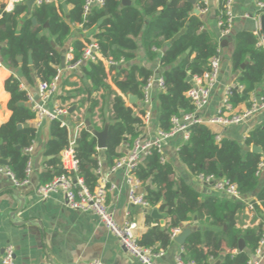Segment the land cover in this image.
I'll return each mask as SVG.
<instances>
[{
    "label": "trees",
    "instance_id": "obj_1",
    "mask_svg": "<svg viewBox=\"0 0 264 264\" xmlns=\"http://www.w3.org/2000/svg\"><path fill=\"white\" fill-rule=\"evenodd\" d=\"M65 2L71 7L67 15L61 4L53 0L35 4L30 12L23 3L16 4L10 12L1 8L0 60L18 68L22 79L30 86L35 84L36 78L49 81L60 68V50L66 46L72 25L96 29L93 38L100 56L84 60L77 70L89 83L84 90L90 102L88 112L98 104L91 97L93 93L102 90L112 96L106 148L98 149L96 138L84 126L72 138L67 126L61 125L59 120L50 121V138L44 150V155L50 158L45 162L47 170L42 174L41 183L49 182L62 173L70 174L62 166L60 153L73 140L74 156L78 162L74 175L82 178L85 186L92 191L98 180L95 170L100 157L102 166L111 167L124 155L118 150L120 145H131L141 135L143 126L140 115L144 110L136 113V104L128 105L111 89L106 81L108 72L105 62L122 63L119 75L113 78L114 85L125 96L132 94L141 100L142 86L153 70L133 63L138 40L148 59L157 58L156 50L162 47V42H168L158 58L164 91H160L156 98L159 105L158 126L168 132L173 116L194 110L185 94L192 86L187 77L200 76L208 69L209 59L216 53L218 43L202 29L201 16L193 12L198 2L134 0L133 4L121 5V0H103L102 5L93 4L87 13H84L86 0ZM216 15L219 16V11ZM21 16L23 19L19 23ZM32 18L36 19V24L32 23ZM234 37L230 66L232 73L236 74L237 86L231 88L228 102L232 107L241 103L249 107L253 92L259 89L260 95L264 96V50L256 47V36L252 30L237 31ZM89 42L88 38L72 41L69 46L72 58L68 64L82 58ZM29 52L31 65L28 63ZM17 56L22 57L21 62L17 61ZM20 83L21 79L13 75L4 83L5 90L10 94L7 106L11 116L0 126V160H7L5 167L17 182L25 178L28 155L24 150L32 144L36 130L28 124L34 114L26 102L25 91L20 89ZM90 122L95 130H102L106 124L104 120L98 126L91 118ZM18 123L28 126L18 128ZM216 135L207 124H193L188 139L176 151L179 161L188 175L226 178L236 185L242 195L255 193V197L248 200L253 204L255 214L260 216L264 211V184L260 186V176L256 175V171L264 155V118L242 142L224 136L217 140ZM252 144L260 146L262 153L252 152ZM160 158L161 153L152 148L134 170V175L143 184L149 207L159 205L169 224L148 228L138 243L155 251L163 250L172 243V229L178 228L180 223H190L196 217L205 228L187 237L182 245L184 260L211 264L212 259L223 255L219 264H246L251 255L238 250V241L243 239L253 254L261 237L262 224L244 230L238 228V214L245 203L214 192L202 196L188 180L189 176H176L174 164L171 161L161 162Z\"/></svg>",
    "mask_w": 264,
    "mask_h": 264
},
{
    "label": "crops",
    "instance_id": "obj_2",
    "mask_svg": "<svg viewBox=\"0 0 264 264\" xmlns=\"http://www.w3.org/2000/svg\"><path fill=\"white\" fill-rule=\"evenodd\" d=\"M53 1L61 4L65 0ZM133 1L130 0L131 4H133ZM220 1L209 0L207 12L196 14L202 18V29L209 33L212 39L220 46L222 60L219 82L212 91L210 101L196 114L201 119L210 118L218 113L222 104L223 89L226 86H237L236 74L232 73L230 66V57L235 45L234 36L237 31H250L253 29L257 12L256 3L258 0H235L233 5L235 21L232 33L226 38H220V29L217 26L216 15ZM23 2L24 0H0V10L4 8L6 12H10L16 4ZM196 2L198 0H195L194 3L197 4ZM70 8V5L67 4V12L63 11L64 14L67 15ZM22 19L23 16L20 17L19 23ZM43 33L47 34L46 31H43ZM95 33V28L82 29L79 24L72 25L66 46L60 50L64 59H67V52L73 40L76 38H80L81 40L88 38L91 41L94 40L93 35ZM167 46V41L162 42V47L156 50L158 57L148 59L140 40H138L136 57L133 63L151 69L153 70V74L159 75L161 68L158 58ZM70 55L72 56V54ZM0 62L1 126L11 116V111L7 106L10 94L4 88L5 81L13 74H16L21 79V83L32 94L37 96V86L40 80L36 78L35 84L30 86L22 79L18 68L8 66L1 60ZM105 66L108 72L107 83L114 92L130 105L128 103V95L125 96L113 83V78L119 75L118 72L122 63L109 66L105 62ZM115 67L117 68L114 69ZM61 69L57 92L49 99V103L64 106L68 110V114L64 116V119L68 122L71 137L74 138L78 134L81 123H85L86 119L90 120L91 118L92 122L98 126H101L104 120L108 123L107 120L111 114L109 103L112 98V96H109V92L101 90L93 93L91 97L97 100L98 104L92 111L88 112L90 102L87 100V94L84 91L89 86L88 81L79 70L70 71L65 67ZM158 93V88L154 87L150 120L141 127L142 136L154 137L159 128V105L156 99ZM100 94L104 95L103 103L98 98ZM258 95H260L259 89L251 94L250 102ZM134 104H136L134 111L138 113L143 107L142 102L137 98ZM71 108L72 111L69 112ZM246 108V103H241L237 107H232V112L239 113ZM263 118L264 109L247 117L237 125L226 127L208 126L213 132L220 134L221 137L224 136L242 142L252 129L261 124ZM28 124L34 126L33 119ZM49 138V123H44L36 128L30 154L31 172L27 183L16 185L10 175L4 171H0V264L4 247L7 245H12L14 249V264H87L89 261L95 259L101 260L104 264H141L126 252L118 239L99 222L97 216L89 212H81L66 207L61 192L53 193L45 199L40 198L36 194V188L43 182L42 174L47 170L45 162L50 158V156L46 157L44 155L45 145ZM181 143L183 142L180 135L166 140L163 145V154L166 161H171L174 164L176 176H189L188 180L192 182L193 186L202 196H205L212 192L210 188L203 182L196 180L195 176L188 175L186 168L177 157L176 151ZM118 150L125 154L127 143L121 144ZM100 159L102 160V157ZM262 159L264 161V156ZM102 170L107 175L108 182L115 185V188L110 190L106 197L115 220L120 224L127 219L136 222L137 226L134 233L137 239H140L150 227L156 225L163 227L169 224V219L159 210V205L155 207H158L159 213L164 216L163 222L151 216V209L155 207H140L128 202V186L125 182L123 170L110 172L109 168L105 165L102 166ZM263 184L264 170L260 173V186ZM143 191L145 192L144 188ZM254 197L255 193H251L247 199ZM263 222L264 216L261 214L257 216L255 212L249 211L246 207L238 214L237 218V226L241 230L255 227ZM186 226H195L199 229L205 228L196 217H193L190 223H180L178 228L181 230ZM160 251H162V254L156 260L158 264H175V257L183 253V248L182 245L176 244L172 239V243ZM262 251L263 255L261 257L251 254L252 259L257 260L258 264H264V247H262ZM222 256L218 259H212L210 261L211 264L217 261L220 263Z\"/></svg>",
    "mask_w": 264,
    "mask_h": 264
},
{
    "label": "built area",
    "instance_id": "obj_3",
    "mask_svg": "<svg viewBox=\"0 0 264 264\" xmlns=\"http://www.w3.org/2000/svg\"><path fill=\"white\" fill-rule=\"evenodd\" d=\"M42 1L51 0H36L35 4H39ZM235 0H221L219 5V16L217 17V26L220 29V38H226L231 35L233 24L235 21V15L233 13V5ZM209 0H198L196 9L199 13L204 14L208 10ZM93 4L102 5L103 0H86L84 4V13H87ZM256 17L254 20L253 33L256 36V47L264 50V32L261 29L259 16L264 13V1H257L256 3ZM71 47L67 52V59L65 60V68L70 71L78 69L79 65L87 59L93 60L95 57H99L98 47L95 40L86 44L83 52V56L75 63L68 64V60L72 58ZM221 50L220 46H217L216 53L209 59L208 69L204 71L200 76H194L192 78V86L186 91V96L193 104L194 110L189 113H182L180 116H173L171 119V130L165 132L158 128L154 137H146L140 135L135 138L131 145L127 144L126 153L115 161V163L109 167L110 172L116 170H123L125 182L128 186V202L140 207H149L148 201L145 198V192L143 191V184L140 179L134 175V170L137 168L141 160L150 154L151 149L155 148L161 153V162H165L166 158L163 154V145L171 137L180 135L182 142H185L189 136L190 127L193 124H207L216 125L220 127L232 126L241 123L247 117H250L260 110L264 109V96L258 95L254 99L249 107L239 113L232 112V106L228 102L230 91L232 86H226L223 89L221 108L215 116L207 119H201L196 114L202 108H204L210 101L213 89L219 82V75L221 69ZM1 64V62H0ZM109 66H115L117 63L107 61ZM61 68H58L56 75L49 81H40L37 86V96L32 94L26 86L20 83V89L25 91L26 102L29 105L31 111L34 114L33 121L35 129L44 123H49L53 120H59L61 125L68 127V122L64 119V116L68 114V110L61 105L49 103L50 98L56 94L58 89L59 77ZM15 78H18L16 74H13ZM157 87L159 92L164 91V84L161 74H152L147 82L142 86L143 97L141 99L143 113L140 115L143 126L150 120L151 110L153 107V89ZM85 126V123H81V127ZM69 128V127H68ZM221 138L220 134L216 135V139ZM74 141L71 140L69 146L60 153V161L63 168L68 170L70 174L62 173L55 176L49 182L40 184L36 188V194L42 198H48L51 194L61 192L64 197V204L66 207L78 210L81 212H89L98 217L99 222L112 233L119 241L120 245L126 250L130 256L134 257L141 264H158L157 258L162 254V251H155L150 247L142 246L138 243V239L134 233L137 226L136 222L132 220H125L123 223H118L113 211L110 209L107 203V193L115 188V185L108 182L107 175L103 173L101 159L98 160V167L95 172L98 175V180L93 190L90 191L84 184L82 178L74 175L78 168L77 159L74 156L73 151ZM178 149V148H177ZM32 144L25 148L24 152L28 155L25 178L21 182H17L10 171L3 165H0V171H4L10 175L16 185L24 184L28 182V176L31 172V154ZM264 170L263 159L259 163L256 175L260 176V173ZM196 180L203 182L214 193L220 194L228 199L237 200L245 203L246 209L254 212L253 204L244 199L243 195L237 190L234 183L230 182L226 178H218L214 175L204 176L202 174L195 175ZM128 215V213H127ZM180 231L179 228H173L171 238ZM264 247V222L261 228V237L255 252L252 255L262 256ZM251 255V256H252ZM1 264H14V249L12 245L4 247ZM51 264V263H45ZM87 264H104L101 260L95 259L89 261ZM175 264H195L192 261H186L182 258V254H178L175 257ZM246 264H258L257 260H253L252 257Z\"/></svg>",
    "mask_w": 264,
    "mask_h": 264
},
{
    "label": "water",
    "instance_id": "obj_4",
    "mask_svg": "<svg viewBox=\"0 0 264 264\" xmlns=\"http://www.w3.org/2000/svg\"><path fill=\"white\" fill-rule=\"evenodd\" d=\"M35 1L36 0H24L23 4L27 7L28 9V12L31 11L32 7L35 5ZM191 2H195V0H190ZM121 4L122 5H129L131 4L130 0H121ZM61 6L63 8V11L64 12H67V4L66 2H62L61 3ZM194 13L195 14H199V11L198 9H194ZM259 22H260V26H261V29L262 31L264 32V13L261 14L259 16ZM32 23L33 24H36V19L35 18H32ZM226 41V40H225ZM54 44V43H52ZM17 61L18 62H21L22 61V57L21 56H17ZM28 63L29 65L32 64V57H31V52H29V55H28ZM61 68H64L65 67V60H64V56L62 55V60H61V65H60ZM192 80V77L191 76H188L187 77V81H191ZM137 100V97L132 95V94H128V103L130 105L134 104ZM21 105L23 104V102L20 103ZM72 111V108L69 110V112ZM28 124H20L18 123L17 124V127L18 128H22V127H27ZM85 126H86V129L91 132V134L96 138L97 140V148L98 149H105L106 148V140H107V136H108V123H106L103 127L102 130H95L93 125L91 124L90 120L89 119H86L85 120ZM75 145H73L74 147ZM251 151L252 152H255V153H262V149L260 146L258 145H255V144H252L251 145ZM264 156V155H263ZM0 164L2 165H6L7 164V160L5 159H1L0 160ZM244 199H247L248 196L247 195H243ZM151 216L155 219H159L161 222H163V215L159 213L158 211V207H155V208H152L151 209V212H150ZM262 216H264V213L261 212L260 213ZM176 223H179L178 220H176ZM199 230L198 227H195V226H186V227H183L173 238V241L178 244V245H183L187 239V237L195 232ZM238 250L239 251H243L245 252L246 254L248 255H251L252 252L251 250L245 245V242L243 239H239L238 241ZM214 264H219V261L215 262Z\"/></svg>",
    "mask_w": 264,
    "mask_h": 264
},
{
    "label": "rangeland",
    "instance_id": "obj_5",
    "mask_svg": "<svg viewBox=\"0 0 264 264\" xmlns=\"http://www.w3.org/2000/svg\"><path fill=\"white\" fill-rule=\"evenodd\" d=\"M98 98H99V100H101L102 103H103V101H104V95L100 94ZM105 100L107 101V99H105ZM104 104H106V103H104ZM104 104H103V105H104ZM84 119H85V117H84ZM80 120L82 121V119H80ZM83 121H84V120H83Z\"/></svg>",
    "mask_w": 264,
    "mask_h": 264
}]
</instances>
